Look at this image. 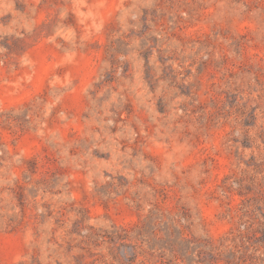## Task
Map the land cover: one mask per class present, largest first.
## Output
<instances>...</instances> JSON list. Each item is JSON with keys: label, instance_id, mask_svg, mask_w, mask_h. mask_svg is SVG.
<instances>
[{"label": "rangeland", "instance_id": "rangeland-1", "mask_svg": "<svg viewBox=\"0 0 264 264\" xmlns=\"http://www.w3.org/2000/svg\"><path fill=\"white\" fill-rule=\"evenodd\" d=\"M0 264H264V0H0Z\"/></svg>", "mask_w": 264, "mask_h": 264}, {"label": "trees", "instance_id": "trees-1", "mask_svg": "<svg viewBox=\"0 0 264 264\" xmlns=\"http://www.w3.org/2000/svg\"><path fill=\"white\" fill-rule=\"evenodd\" d=\"M230 253V255H234V252H229Z\"/></svg>", "mask_w": 264, "mask_h": 264}]
</instances>
